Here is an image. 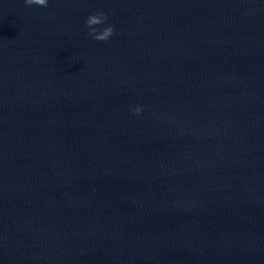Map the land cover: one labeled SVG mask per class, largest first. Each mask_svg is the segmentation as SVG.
<instances>
[{"label": "water", "instance_id": "obj_1", "mask_svg": "<svg viewBox=\"0 0 264 264\" xmlns=\"http://www.w3.org/2000/svg\"><path fill=\"white\" fill-rule=\"evenodd\" d=\"M0 264H264V0H0Z\"/></svg>", "mask_w": 264, "mask_h": 264}, {"label": "clouds", "instance_id": "obj_2", "mask_svg": "<svg viewBox=\"0 0 264 264\" xmlns=\"http://www.w3.org/2000/svg\"><path fill=\"white\" fill-rule=\"evenodd\" d=\"M24 2L25 5L29 7L32 5L47 7L49 0H24ZM107 20L108 14L102 11L91 14L85 20V25L89 30V35H91L93 39L97 41H107L113 36L115 32L114 26L108 25L106 27H103L102 30L101 28L97 27L104 25ZM132 111L135 114L139 115L142 109L141 107L137 106L133 108Z\"/></svg>", "mask_w": 264, "mask_h": 264}]
</instances>
